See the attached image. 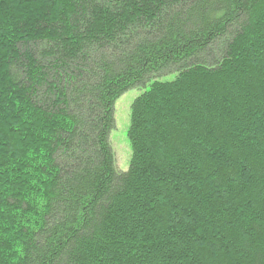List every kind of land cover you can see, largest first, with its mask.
I'll return each mask as SVG.
<instances>
[{
  "label": "trees",
  "instance_id": "obj_1",
  "mask_svg": "<svg viewBox=\"0 0 264 264\" xmlns=\"http://www.w3.org/2000/svg\"><path fill=\"white\" fill-rule=\"evenodd\" d=\"M0 264H264V0H0Z\"/></svg>",
  "mask_w": 264,
  "mask_h": 264
},
{
  "label": "rangeland",
  "instance_id": "obj_2",
  "mask_svg": "<svg viewBox=\"0 0 264 264\" xmlns=\"http://www.w3.org/2000/svg\"><path fill=\"white\" fill-rule=\"evenodd\" d=\"M173 78V77H171ZM147 87L126 91L114 105V128L110 133V145L115 156V165L119 173H126L130 168L132 148L128 138L131 120V107L134 100L144 93Z\"/></svg>",
  "mask_w": 264,
  "mask_h": 264
}]
</instances>
